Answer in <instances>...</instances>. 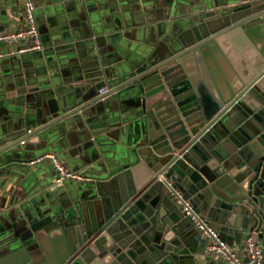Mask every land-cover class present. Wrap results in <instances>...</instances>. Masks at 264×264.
I'll return each mask as SVG.
<instances>
[{
  "label": "water",
  "instance_id": "water-1",
  "mask_svg": "<svg viewBox=\"0 0 264 264\" xmlns=\"http://www.w3.org/2000/svg\"><path fill=\"white\" fill-rule=\"evenodd\" d=\"M163 43L113 82L49 94L78 98L69 110L56 97L67 111L56 121L72 131L119 112L127 164L88 181L66 212L35 207L24 231L0 247V264H201L206 239L183 201L228 245L249 236L264 244V0H232ZM7 127L0 154L25 143L23 118Z\"/></svg>",
  "mask_w": 264,
  "mask_h": 264
},
{
  "label": "crops",
  "instance_id": "crops-1",
  "mask_svg": "<svg viewBox=\"0 0 264 264\" xmlns=\"http://www.w3.org/2000/svg\"><path fill=\"white\" fill-rule=\"evenodd\" d=\"M231 2L36 0L35 19L43 49L0 58V131L5 133L14 118H23L27 124L22 137L25 143L4 150L3 154L10 150L11 155L0 154V240L4 242L0 247L24 231L35 207H49L56 214L66 212L88 181L117 173L127 164L119 112L105 110L72 131L73 127L56 121L67 114L59 109L56 97L70 104L69 110L78 98L72 91H60L56 97L49 94L101 77L106 83L119 79L120 69H133L161 51L163 39L169 40L204 13L216 12ZM22 10L23 0H0V33L25 27ZM116 25L122 29L114 31ZM99 38L106 43L103 52L95 42ZM46 48L50 54H44ZM7 51L0 45L1 53ZM52 157L80 179L55 184ZM240 245L231 246L239 250ZM197 258L201 264L206 259L211 264L223 263L200 253Z\"/></svg>",
  "mask_w": 264,
  "mask_h": 264
},
{
  "label": "built area",
  "instance_id": "built-area-1",
  "mask_svg": "<svg viewBox=\"0 0 264 264\" xmlns=\"http://www.w3.org/2000/svg\"><path fill=\"white\" fill-rule=\"evenodd\" d=\"M36 0H23L22 15L25 27L16 30L0 33V45L8 48L6 54L0 52V58L5 56L21 55L28 52L41 50L42 43L37 30L35 19ZM24 142H21L22 145ZM55 169V184H63L67 181L80 179V176L69 172L60 165L56 159L51 158ZM182 212L200 234L206 239L201 253L221 260L225 264H264V244H253L251 236L247 237L239 246V250L221 240L219 233L210 227L208 223L196 214L192 206L183 201Z\"/></svg>",
  "mask_w": 264,
  "mask_h": 264
}]
</instances>
